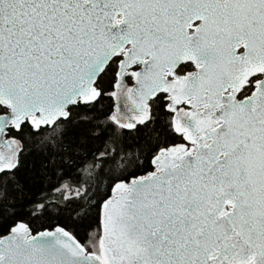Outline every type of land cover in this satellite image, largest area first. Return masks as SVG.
<instances>
[{"label":"snow or ice","instance_id":"obj_1","mask_svg":"<svg viewBox=\"0 0 264 264\" xmlns=\"http://www.w3.org/2000/svg\"><path fill=\"white\" fill-rule=\"evenodd\" d=\"M0 264H264V0H0Z\"/></svg>","mask_w":264,"mask_h":264}]
</instances>
